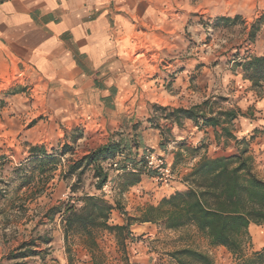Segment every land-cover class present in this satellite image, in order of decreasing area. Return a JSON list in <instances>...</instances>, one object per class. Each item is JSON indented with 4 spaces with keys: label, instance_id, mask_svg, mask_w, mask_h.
Segmentation results:
<instances>
[{
    "label": "crops",
    "instance_id": "1",
    "mask_svg": "<svg viewBox=\"0 0 264 264\" xmlns=\"http://www.w3.org/2000/svg\"><path fill=\"white\" fill-rule=\"evenodd\" d=\"M255 5L264 6V0H0V163L8 167L7 178L27 160L32 145L49 151L54 142L48 135L86 124L104 123L105 144L116 130L119 139L139 142L129 153L152 147L167 159L173 153L160 145L164 126L176 139L211 137L213 127L201 130L189 122L162 118L161 127H154L150 103L175 104L181 94L190 95L188 72L196 64L177 58V49L187 45L191 29L200 34L202 19L235 16L239 7ZM223 74L224 86L233 79L237 86L239 80L251 86L241 71ZM256 103L264 107V100ZM127 117L139 124L132 132L125 130ZM145 178L131 191L147 188ZM182 184L176 181L175 188ZM112 215L123 222L117 210ZM131 229L147 237L160 227L144 222ZM136 248L131 259L146 262L150 254Z\"/></svg>",
    "mask_w": 264,
    "mask_h": 264
},
{
    "label": "rangeland",
    "instance_id": "2",
    "mask_svg": "<svg viewBox=\"0 0 264 264\" xmlns=\"http://www.w3.org/2000/svg\"><path fill=\"white\" fill-rule=\"evenodd\" d=\"M239 8L241 18L235 24L223 23L217 20V16L212 18L208 16L207 19H202L201 33L195 34L191 29L184 37L187 45L182 49H177V58L183 61L192 59L191 61L196 64V68L188 72L189 81L191 82L188 86L191 89L190 95L181 94L182 97L175 104L163 105L165 104L163 101L150 104H153V107L154 104H158L171 108H188L210 99L214 102L215 110L220 108L237 110L240 115L231 127L232 131L239 138L247 135L251 152L255 156L256 169L260 175L264 176V107L256 103L264 100V86L245 85L241 80H239L237 86L236 79H233L226 86L222 83L223 73L227 70H231L234 75L241 71L243 75L241 67L235 61L238 56L264 54V6L255 5L250 8L241 6ZM196 23L199 22L196 21ZM253 24L260 26L259 31L263 32L262 35L257 36V33L254 37L250 36ZM243 79H245L244 75ZM15 81H19V79L16 78ZM163 85L167 88L171 87L170 84L164 83ZM251 93L253 94L251 95ZM155 115L158 124H160L162 118H165L161 110L155 111ZM46 118L52 120L49 116ZM127 118L124 122L125 130L132 132L135 130L133 120L131 121L132 117ZM142 121L146 122L147 120ZM187 122L192 123L189 119H185V123ZM253 126L256 127L253 128ZM164 128H161L163 133L161 134L162 143L160 145L168 146L167 151L173 153L172 157L168 159L172 164L174 175L172 187H162L155 180V173L147 171L148 168L143 166L148 187L132 191L128 187L122 191L119 180L122 173L118 174L114 170L109 171L111 180L109 179L107 182L113 187V194L106 197L120 204L123 211H117L120 213L122 223L126 221L128 216L138 215L142 208L148 204L156 205L164 196L177 189L185 188V176L203 154L219 156L234 153L237 149L234 139L219 138L214 131H212L211 137L204 134L199 137L200 135L195 136L193 134L194 138L192 139H189L188 136L176 139L169 128L165 126ZM79 129L83 130L84 133L75 141L72 134L74 128L70 129L68 133L60 131L48 135V139L54 142L52 143L53 146L62 149L65 144H68L69 149L61 156L56 170H54L52 177L43 189L36 191L33 189L31 191L29 189L18 190L17 187L21 181L15 176L14 170L12 175L7 178L6 171L8 167L0 163L1 260L9 264H126L127 258L133 257L132 247L140 246L146 255L150 254L145 257L148 259L145 262L146 264H156L157 261H154L153 258L158 256L163 258V262H167L169 253L182 247H192L210 254L214 264L232 263L231 254L228 255V252L222 247L211 246L208 239L198 232L193 225L184 226L177 231L160 227L157 234L147 237H143L144 234H138L135 230H132L136 240L132 243L135 245L130 242L127 249L121 241L116 239L114 234L108 231L98 233L100 248L95 252L87 249L78 235H73L66 242L62 230L63 226L61 228L57 225L56 217L51 221L45 214L50 208L59 206L63 200L69 199V193H66L67 187H69V191L71 184L77 180V175L64 177V173L68 171L69 166L92 150L104 145L105 140L108 138V135L103 136L101 134L105 132L104 123L100 127L86 124L84 129ZM244 130L250 131L242 133ZM110 135L113 140L120 138V133L116 130L110 132ZM252 136H254L253 139ZM181 141H186L185 144L191 148H197V150L186 152ZM180 150L182 155L178 162L174 163L172 158L175 159L177 157L176 153ZM106 163H103L105 167ZM11 178H15V180L11 181L10 184L6 183V180L8 181ZM61 180H63L62 185L58 188L57 184ZM97 181L98 179L94 177L93 168L89 167L82 174L81 180L78 181V195L89 192L90 194L97 193L105 196L103 186L100 190L97 189ZM176 181H181L183 184L175 188ZM114 218L113 221H109L111 224H122L119 222V218L118 220L116 217ZM250 233L252 244L247 248L248 252L252 251L253 247L264 246V223L252 225ZM44 234L51 238L49 243L38 241L37 246L27 247L37 250L39 253L35 254L27 251V256L7 259L10 254L23 252L27 249L21 248L22 243Z\"/></svg>",
    "mask_w": 264,
    "mask_h": 264
},
{
    "label": "trees",
    "instance_id": "3",
    "mask_svg": "<svg viewBox=\"0 0 264 264\" xmlns=\"http://www.w3.org/2000/svg\"><path fill=\"white\" fill-rule=\"evenodd\" d=\"M217 17V20L223 23L235 24L241 15ZM259 30L260 26L253 24L250 36H256ZM235 61L241 67L244 78L253 87L264 86V54H246L238 56ZM153 108L155 111H163L166 119L179 125H183L185 119H189L201 130L213 127L217 137L232 138L236 141V152L219 156L203 154L185 176V188L164 196L156 205L148 204L138 215L128 216L122 224H111L109 219L113 210L123 211L118 202H113L104 194L85 192L79 196L77 193L78 181L89 167L93 168L94 177L98 179V190L109 179L111 180L110 170H106L103 165L108 161H118L117 169L122 173L121 178L119 177L122 191L141 181L145 173L143 169L145 149L144 153L140 151L129 153L127 149L131 148V145L139 146L138 141L111 140L69 166L64 177L77 175V180L70 186L69 199L59 206L50 208L45 216L51 221L55 217L59 219L66 242L73 235H78L82 244L91 252L100 248L97 236L101 231L114 234L127 249L130 242L136 241L131 226L135 223L152 222L161 228L174 231L193 225L208 239L211 246L226 248L232 256L231 264H264V246L247 251L252 244L250 226L264 223V176L256 169L255 156L251 152L247 135L239 138L232 131L231 127L239 117V112L235 109L215 110L214 102L210 99L188 108H171L158 104H154ZM148 120L154 127H161L156 115L149 116ZM133 127H138V123H134ZM83 133V130L74 128L73 140ZM185 142L181 141V144L186 152L197 150ZM68 149V144L62 149L52 146L49 151L45 145H32L27 160L14 169L15 176L21 181L17 189L23 187H31L35 191L43 189L56 170L61 156ZM176 155L174 163H177L182 155L181 150ZM128 165L131 167L128 168ZM14 180L15 178H11L6 180V183L10 184ZM50 240L47 234L38 235L22 243L21 248L37 246L38 241L49 243ZM27 251L39 253L37 250L27 248L23 252L10 254L7 259L27 256ZM162 260L163 258L158 256L156 264H214L210 254L192 247L175 249L169 253L167 262ZM126 261V264H146L131 260L129 257ZM0 264L9 263L0 259Z\"/></svg>",
    "mask_w": 264,
    "mask_h": 264
},
{
    "label": "built area",
    "instance_id": "4",
    "mask_svg": "<svg viewBox=\"0 0 264 264\" xmlns=\"http://www.w3.org/2000/svg\"><path fill=\"white\" fill-rule=\"evenodd\" d=\"M144 158H145V167L155 172V177H154L155 180L158 183H160L162 187H169V188L172 187L174 181V175L172 171V164L168 161L167 157L164 154L157 153L154 148L147 147L145 148ZM129 167H131V165H128V168ZM117 168H118V161H108L106 163V170H114L116 173H119L120 170H118ZM103 191L105 193V196L107 197L113 194V187L110 186L109 182L103 185ZM112 213L109 219L110 222L115 219ZM132 250L134 253L136 247L133 246ZM153 260L157 261V257H154Z\"/></svg>",
    "mask_w": 264,
    "mask_h": 264
}]
</instances>
